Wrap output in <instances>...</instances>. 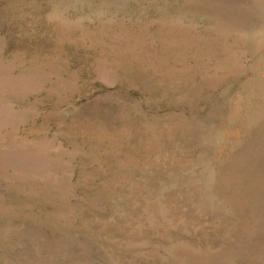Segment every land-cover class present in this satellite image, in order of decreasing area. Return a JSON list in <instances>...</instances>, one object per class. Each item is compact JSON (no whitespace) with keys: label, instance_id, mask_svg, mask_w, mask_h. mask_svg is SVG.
<instances>
[{"label":"rangeland","instance_id":"obj_1","mask_svg":"<svg viewBox=\"0 0 264 264\" xmlns=\"http://www.w3.org/2000/svg\"><path fill=\"white\" fill-rule=\"evenodd\" d=\"M0 264H264V0H0Z\"/></svg>","mask_w":264,"mask_h":264}]
</instances>
